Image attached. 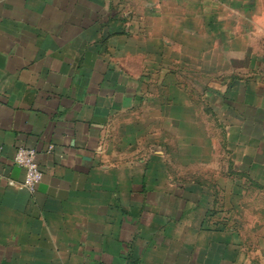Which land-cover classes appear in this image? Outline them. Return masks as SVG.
I'll list each match as a JSON object with an SVG mask.
<instances>
[{
    "label": "crops",
    "instance_id": "obj_1",
    "mask_svg": "<svg viewBox=\"0 0 264 264\" xmlns=\"http://www.w3.org/2000/svg\"><path fill=\"white\" fill-rule=\"evenodd\" d=\"M100 1L0 0V264H237L231 245L189 225L192 206L169 208L177 197L149 193L137 210L134 196L89 193L103 184L110 117L131 99L126 78L87 46L105 39ZM241 33L224 42L221 116L264 187V26ZM20 146L37 150L34 194L10 184L25 177Z\"/></svg>",
    "mask_w": 264,
    "mask_h": 264
},
{
    "label": "rangeland",
    "instance_id": "obj_2",
    "mask_svg": "<svg viewBox=\"0 0 264 264\" xmlns=\"http://www.w3.org/2000/svg\"><path fill=\"white\" fill-rule=\"evenodd\" d=\"M100 2L105 39L87 46L126 78L131 99L110 117L103 184L89 193L134 196L137 210L149 193L177 197L169 208L192 206L189 225L231 245L234 263L264 264V187L233 154L221 116L224 42L264 26V0Z\"/></svg>",
    "mask_w": 264,
    "mask_h": 264
},
{
    "label": "built area",
    "instance_id": "obj_3",
    "mask_svg": "<svg viewBox=\"0 0 264 264\" xmlns=\"http://www.w3.org/2000/svg\"><path fill=\"white\" fill-rule=\"evenodd\" d=\"M14 163L25 171V177L21 184L14 182H10V184L16 188H24L34 194L44 177L38 163L37 150L27 146H20L16 151Z\"/></svg>",
    "mask_w": 264,
    "mask_h": 264
}]
</instances>
